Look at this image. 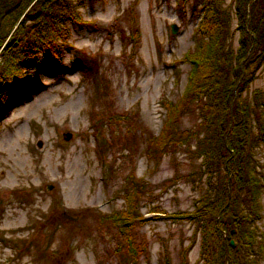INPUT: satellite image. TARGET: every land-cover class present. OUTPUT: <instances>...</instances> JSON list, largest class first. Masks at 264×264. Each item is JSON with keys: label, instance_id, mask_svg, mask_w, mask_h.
Returning a JSON list of instances; mask_svg holds the SVG:
<instances>
[{"label": "rangeland", "instance_id": "rangeland-1", "mask_svg": "<svg viewBox=\"0 0 264 264\" xmlns=\"http://www.w3.org/2000/svg\"><path fill=\"white\" fill-rule=\"evenodd\" d=\"M71 1L84 24L63 20L62 66L26 70L0 112V264H203L179 217L210 188L194 150L199 105L182 100L200 2ZM220 1L234 52L235 4ZM253 73L246 104L253 91L264 100V61ZM253 158L264 237V144Z\"/></svg>", "mask_w": 264, "mask_h": 264}, {"label": "trees", "instance_id": "trees-1", "mask_svg": "<svg viewBox=\"0 0 264 264\" xmlns=\"http://www.w3.org/2000/svg\"><path fill=\"white\" fill-rule=\"evenodd\" d=\"M198 1L204 13L194 31V49L185 56L190 70L182 100L199 105L204 132L196 135L194 150L210 188L179 217L199 233L203 264H253L254 255L264 250L256 227L263 183L253 158L264 144V100L253 91L246 104L242 94L264 61V0H233L240 29L234 52L227 46V9L220 0ZM4 18L10 25L7 31L0 25V45L7 40L1 50L0 112L14 87L30 83L26 70L61 65L68 40L63 20L84 24L71 0H0V22ZM76 61L83 62L78 55Z\"/></svg>", "mask_w": 264, "mask_h": 264}, {"label": "water", "instance_id": "water-1", "mask_svg": "<svg viewBox=\"0 0 264 264\" xmlns=\"http://www.w3.org/2000/svg\"><path fill=\"white\" fill-rule=\"evenodd\" d=\"M171 27H172V29H173L172 32H175V31H176V27H175V25H172ZM38 145H39L38 147H40V146H41V143H39ZM69 217H70V216H69ZM230 243L233 244V241H230Z\"/></svg>", "mask_w": 264, "mask_h": 264}]
</instances>
